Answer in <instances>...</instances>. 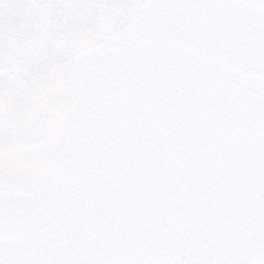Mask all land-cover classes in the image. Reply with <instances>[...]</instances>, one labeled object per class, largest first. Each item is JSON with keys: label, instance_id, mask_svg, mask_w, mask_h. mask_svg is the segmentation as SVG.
<instances>
[{"label": "snow or ice", "instance_id": "snow-or-ice-1", "mask_svg": "<svg viewBox=\"0 0 264 264\" xmlns=\"http://www.w3.org/2000/svg\"><path fill=\"white\" fill-rule=\"evenodd\" d=\"M0 264H264V0H0Z\"/></svg>", "mask_w": 264, "mask_h": 264}]
</instances>
